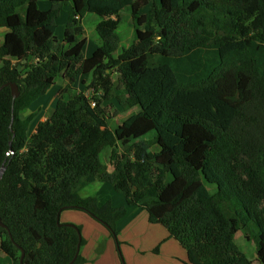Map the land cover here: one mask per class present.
Segmentation results:
<instances>
[{"label":"trees","instance_id":"trees-1","mask_svg":"<svg viewBox=\"0 0 264 264\" xmlns=\"http://www.w3.org/2000/svg\"><path fill=\"white\" fill-rule=\"evenodd\" d=\"M48 2L0 0V254L10 264L22 251V264H67L84 240L62 211L85 212L116 239L126 206H137L186 250V264H254L235 243L241 230L264 264V0ZM126 7L134 38L115 56ZM86 13L99 18L100 42L87 57ZM65 78L29 133L33 113L22 114ZM115 88L120 105L139 111L110 129L102 104ZM96 180L126 206L82 196ZM71 264L86 260L79 252Z\"/></svg>","mask_w":264,"mask_h":264},{"label":"crops","instance_id":"crops-1","mask_svg":"<svg viewBox=\"0 0 264 264\" xmlns=\"http://www.w3.org/2000/svg\"><path fill=\"white\" fill-rule=\"evenodd\" d=\"M48 8V1L41 6L42 10ZM59 18L56 20L57 28L59 23L63 28L67 18L66 13H62ZM57 28L55 34L58 32ZM4 32L0 30V40H2ZM59 35H57V39L60 41L62 35L61 37ZM87 44L89 43L86 41L84 47ZM95 49L96 46H93L89 55ZM89 55L84 54L85 57ZM89 77L91 78V75L77 77L78 79L75 82L77 83L76 90L80 91L79 85L88 84ZM63 81L60 83L62 84L61 86L53 85L36 102L38 101L39 105L44 106L46 103H50L52 99L55 98L54 100H56L60 95V90L69 85L68 78H65ZM56 87L59 91L55 89ZM40 121L43 120L40 119ZM35 127L36 125H34L33 130L29 133H32ZM89 186L93 187L89 188ZM80 194L82 196L91 195L95 197L100 205L110 201L114 206H126L123 196L114 191L112 185L108 182L96 180L83 187L80 190ZM126 208V215L117 223L116 239L112 237L102 224L92 219L85 212L64 210L60 213L59 218L61 222L74 223L81 227V236L84 243L80 247L79 252L85 258L86 264H122L119 252H121L123 257L125 256L126 258L127 256L126 264H186L188 262L186 250L177 240L169 236L166 228L161 224L150 223L148 221V214L144 209L137 206H126ZM117 242L119 243V249ZM156 247H158V251L154 252L153 249ZM1 261H4L3 264H10V260L6 256L1 257Z\"/></svg>","mask_w":264,"mask_h":264},{"label":"rangeland","instance_id":"rangeland-1","mask_svg":"<svg viewBox=\"0 0 264 264\" xmlns=\"http://www.w3.org/2000/svg\"><path fill=\"white\" fill-rule=\"evenodd\" d=\"M47 1L48 0H40V3H39L40 8L42 5L47 3ZM59 20H60V18H59ZM59 20H58V22H59ZM98 20H99V18L92 13H86L83 17L84 33H83V35H81L79 37V39L80 38L85 39V41H87L89 43L83 49V54H85V55L86 54L89 55L91 48H93V46L97 47L100 43L99 37L95 31V25L98 22ZM57 30H58V32L55 34V36L57 37V35L60 34L59 36L61 37L62 32H63V28L60 26V23L58 24ZM115 34L119 38V44H118V47H117L116 52L114 54L116 56L118 54V52L121 51L122 48L128 47L134 38V30H133V25H132V21H131V12H130L128 7L124 8L120 12V23L118 25V28L116 29ZM113 77L115 80V87H116V85H117L116 74H114ZM90 79H89L88 83L90 82ZM56 82H57L56 86L57 85L61 86L62 84H60V83H62L64 81L61 79H58ZM76 86H77V83L74 84L75 89H76ZM86 86H87V84L79 85L80 91H84ZM55 89H57V87ZM55 89L53 88L54 91H55ZM57 90L59 91V89H57ZM122 93L124 94L123 89H116L115 88L113 91V96L111 98H109L108 100H103L102 106L105 108V110L107 111V113L111 117L108 120V126L110 129L115 128L118 124H120L128 116L139 111V108L137 106H133L131 108H125L117 102L116 96L119 94H122ZM54 99H52L50 103H46L44 106L39 105L38 101L37 102L35 101V103H33L30 106V108L22 114V116L25 117L28 114L33 113L32 114L33 118H32V121H31V124L29 127V132H31V130H33L34 125H36L38 122H40V119H42L44 121L45 118L47 119L50 116V114L52 113V110H53V105L55 103ZM49 100H50V97H49ZM108 153H109V151L107 150L106 152L103 151V153L100 154V157L103 160V162H107V154ZM176 174H177L176 169L174 167H172L170 169L169 173L167 174L166 180L167 181L171 180ZM92 187L93 186H89V188H92ZM208 189L210 191H213V186L208 185ZM234 239H235L236 245L246 254V256H248V258L253 260L254 264H262L261 262H258L255 260V256H256L255 245L252 241L246 240L244 231H242V230L238 231L235 234ZM120 255L122 256V257L119 256L122 264H126L127 263V256L125 258V256L123 257L122 254H120ZM1 257H4V256L0 254V264H3L4 261H1Z\"/></svg>","mask_w":264,"mask_h":264},{"label":"water","instance_id":"water-1","mask_svg":"<svg viewBox=\"0 0 264 264\" xmlns=\"http://www.w3.org/2000/svg\"><path fill=\"white\" fill-rule=\"evenodd\" d=\"M2 87H3V86H2ZM2 87H0V89H1ZM9 87H10V90H11L12 98H13V99L16 98V97L18 96V94H19V91H18L17 85H16L15 83H10V84H9ZM4 170H5V167L2 165V166L0 167V179H1L2 175H3ZM0 225H1V226H4V224L1 222V220H0ZM79 250H80V244L78 243V245H77V249H76V252H75V255L73 256L72 260H71L70 262H68L67 264H71V263L75 260V258L77 257V255H78V253H79ZM23 255H24V253H23V251H22V252H21V257H20V264H22V258H23Z\"/></svg>","mask_w":264,"mask_h":264},{"label":"built area","instance_id":"built-area-1","mask_svg":"<svg viewBox=\"0 0 264 264\" xmlns=\"http://www.w3.org/2000/svg\"><path fill=\"white\" fill-rule=\"evenodd\" d=\"M91 104H92V105H94L95 103H94V102H92Z\"/></svg>","mask_w":264,"mask_h":264},{"label":"clouds","instance_id":"clouds-1","mask_svg":"<svg viewBox=\"0 0 264 264\" xmlns=\"http://www.w3.org/2000/svg\"><path fill=\"white\" fill-rule=\"evenodd\" d=\"M91 93H93V91H91ZM92 103V102H91Z\"/></svg>","mask_w":264,"mask_h":264}]
</instances>
